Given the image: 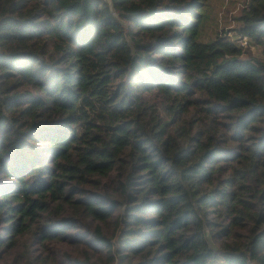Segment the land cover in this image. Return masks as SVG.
<instances>
[{"label": "trees", "instance_id": "trees-1", "mask_svg": "<svg viewBox=\"0 0 264 264\" xmlns=\"http://www.w3.org/2000/svg\"><path fill=\"white\" fill-rule=\"evenodd\" d=\"M210 1L0 0V264H264V0Z\"/></svg>", "mask_w": 264, "mask_h": 264}, {"label": "rangeland", "instance_id": "rangeland-1", "mask_svg": "<svg viewBox=\"0 0 264 264\" xmlns=\"http://www.w3.org/2000/svg\"><path fill=\"white\" fill-rule=\"evenodd\" d=\"M246 0H211L209 11L210 20L206 25L204 37L211 38L217 31L230 30L237 26L235 16L240 13V9ZM234 37L236 33L232 32ZM243 41V39H241ZM249 41V39H248ZM249 43V42H248ZM252 51L257 55H263V49L259 45H251Z\"/></svg>", "mask_w": 264, "mask_h": 264}, {"label": "water", "instance_id": "water-1", "mask_svg": "<svg viewBox=\"0 0 264 264\" xmlns=\"http://www.w3.org/2000/svg\"><path fill=\"white\" fill-rule=\"evenodd\" d=\"M124 214H125V207H124L123 212H122V223L125 222ZM206 235H207V239H208V242L211 245V247L214 250L219 251V247L215 244V242H214V240H213V238H212V236H211L209 231H207Z\"/></svg>", "mask_w": 264, "mask_h": 264}, {"label": "built area", "instance_id": "built-area-1", "mask_svg": "<svg viewBox=\"0 0 264 264\" xmlns=\"http://www.w3.org/2000/svg\"><path fill=\"white\" fill-rule=\"evenodd\" d=\"M242 42H243L244 45H246L248 43L247 37H244Z\"/></svg>", "mask_w": 264, "mask_h": 264}]
</instances>
